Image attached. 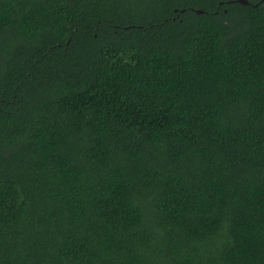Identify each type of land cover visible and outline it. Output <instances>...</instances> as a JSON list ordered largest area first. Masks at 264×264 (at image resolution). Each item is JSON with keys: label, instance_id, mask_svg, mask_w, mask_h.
Wrapping results in <instances>:
<instances>
[{"label": "trees", "instance_id": "16d2710c", "mask_svg": "<svg viewBox=\"0 0 264 264\" xmlns=\"http://www.w3.org/2000/svg\"><path fill=\"white\" fill-rule=\"evenodd\" d=\"M247 1L0 0V264H264Z\"/></svg>", "mask_w": 264, "mask_h": 264}, {"label": "water", "instance_id": "95a60500", "mask_svg": "<svg viewBox=\"0 0 264 264\" xmlns=\"http://www.w3.org/2000/svg\"><path fill=\"white\" fill-rule=\"evenodd\" d=\"M263 1H264V0H261V2H263ZM237 2L240 3V4H243V5H249V2H248L247 0H237ZM196 12H197L198 14L203 13L202 10H196Z\"/></svg>", "mask_w": 264, "mask_h": 264}]
</instances>
